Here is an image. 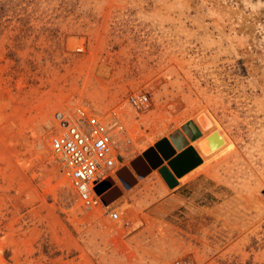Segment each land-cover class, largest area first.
I'll return each mask as SVG.
<instances>
[{"label":"rangeland","instance_id":"rangeland-1","mask_svg":"<svg viewBox=\"0 0 264 264\" xmlns=\"http://www.w3.org/2000/svg\"><path fill=\"white\" fill-rule=\"evenodd\" d=\"M2 1L0 264H264V0ZM79 106L120 153L102 179L122 193L98 209L52 181L56 113ZM200 110L233 147L174 187L157 168L126 188L117 169L202 130Z\"/></svg>","mask_w":264,"mask_h":264},{"label":"built area","instance_id":"built-area-1","mask_svg":"<svg viewBox=\"0 0 264 264\" xmlns=\"http://www.w3.org/2000/svg\"><path fill=\"white\" fill-rule=\"evenodd\" d=\"M131 102L138 107L145 106L148 95L132 96ZM56 119L57 127L51 134L50 144L62 168L52 167L56 170L52 181L60 179L63 169L83 208L106 207L96 187L120 159L111 123L88 106H79L73 113L59 111ZM111 217L118 218L119 211L113 210Z\"/></svg>","mask_w":264,"mask_h":264},{"label":"water","instance_id":"water-1","mask_svg":"<svg viewBox=\"0 0 264 264\" xmlns=\"http://www.w3.org/2000/svg\"><path fill=\"white\" fill-rule=\"evenodd\" d=\"M202 135L203 132L199 126L190 121L183 127V131L161 138L154 145L144 150L142 154L135 157L130 162L131 167L126 165L117 169L116 175L124 186L129 188L138 181V178L145 177L153 169L167 163L174 175L180 178L202 163L203 157L198 150L199 147L193 144V138L198 139ZM108 187H111L109 193H107ZM96 191L102 194L105 205H109L122 193L121 188L112 177L100 181Z\"/></svg>","mask_w":264,"mask_h":264},{"label":"bare ground","instance_id":"bare-ground-1","mask_svg":"<svg viewBox=\"0 0 264 264\" xmlns=\"http://www.w3.org/2000/svg\"><path fill=\"white\" fill-rule=\"evenodd\" d=\"M196 117L201 125V131L203 132V135L199 137V141H197L199 144L198 150L202 157L211 159L228 152L233 147V142L225 134L209 111L200 110ZM111 187L107 188V193L111 191Z\"/></svg>","mask_w":264,"mask_h":264},{"label":"trees","instance_id":"trees-1","mask_svg":"<svg viewBox=\"0 0 264 264\" xmlns=\"http://www.w3.org/2000/svg\"><path fill=\"white\" fill-rule=\"evenodd\" d=\"M4 6H5V3L2 0H0V19L6 12V9ZM163 176L166 179L170 187H173L178 183L177 179L169 171H164Z\"/></svg>","mask_w":264,"mask_h":264},{"label":"crops","instance_id":"crops-1","mask_svg":"<svg viewBox=\"0 0 264 264\" xmlns=\"http://www.w3.org/2000/svg\"><path fill=\"white\" fill-rule=\"evenodd\" d=\"M193 139H195V138H193ZM189 142V141H188ZM191 142V141H190ZM166 164V165H165ZM159 171L161 172L160 174H161V176H162V178H163V181H164V183L167 185V186H169V184L167 183V181H166V179L164 178V176H163V172L164 171H169L176 179H177V181H178V183L176 184V185H178L180 182H179V178L178 177H176L175 175H174V173L170 170V168H169V166L167 165V163H164V164H162L160 167H159ZM175 185V186H176ZM170 187V186H169ZM174 187V186H173Z\"/></svg>","mask_w":264,"mask_h":264}]
</instances>
